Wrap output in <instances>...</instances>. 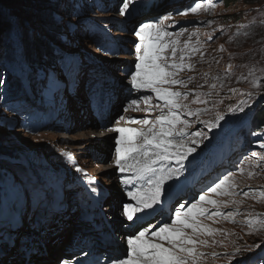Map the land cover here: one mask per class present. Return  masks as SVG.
<instances>
[{
  "label": "rangeland",
  "instance_id": "1",
  "mask_svg": "<svg viewBox=\"0 0 264 264\" xmlns=\"http://www.w3.org/2000/svg\"><path fill=\"white\" fill-rule=\"evenodd\" d=\"M43 1L0 0V20L8 27L0 39V79L4 81L0 85V149L16 154L15 158L4 159L9 179H3L6 182L0 187V205H3L0 206V228L5 227L2 223L9 225L8 231H14L12 226H24L25 232L35 233L29 235L31 239H47V264H56L59 258H64L60 256L70 242L68 237L73 226L67 232L62 231L58 243L53 244L50 233L43 237L34 230L33 217L23 197V188L32 177L52 175L70 189L64 206L68 213L64 216L65 222L77 223L83 212L93 207L99 215L100 211L106 213L116 232L126 233L124 229H132L131 222L121 215V207L123 203L132 202L127 193L139 189L142 182H138L133 173L117 170L114 163L116 138L107 128L126 103L136 98L125 73L135 70L137 37L134 31L141 24L150 23L155 25L149 30L153 38L157 29L161 34L168 33L162 35L159 42L168 45L162 53L167 63L184 65L174 77L183 83L164 85L182 93L179 102L186 105L177 112L188 126L178 123L175 127L184 129L185 145L196 148L192 160L210 141L208 156L217 157L209 166L205 165L206 160L197 165L191 174L193 186L187 183L183 173L170 187L167 184L161 202L173 206L182 200L196 202L200 195L207 193L205 190L209 186L233 173L229 177L232 187L222 190L229 194L207 193V198L217 200L218 204L201 205L208 210L201 216V224L214 231L212 235L201 233L196 237L208 241L206 246H196L198 251L205 253L199 264H264V196L261 195L264 191V160H261L264 129L255 131L250 121L255 109L264 103V0H237L228 6L225 0H132L124 16L118 11L121 0H82L76 4L74 13L67 12L69 4H59L63 0H45L42 5ZM195 3L201 4L196 13L179 14ZM56 5L59 11L54 12V18L58 22L63 13L70 34V42L64 40L65 49L54 47L63 54L65 62L59 63L57 69L56 65L49 67L47 55L38 59L28 48L29 57L34 59L33 65L28 64L25 52L18 54L17 32L35 26L38 19L47 24L48 32L52 31V24L43 18L44 13H52ZM69 15L71 23L67 20ZM165 16L168 19H164ZM172 48L176 49L175 57ZM69 65L74 67L72 71ZM92 66L95 69L92 70ZM37 68L43 71L37 72ZM28 69L30 74L39 76L38 83L43 88L52 84L55 90L50 86L40 94L25 79L26 92L22 93L25 98L4 99L9 85L14 84L17 77L21 80L26 77ZM109 79L112 87L108 85L101 99V84ZM71 85H75L76 91ZM161 104L163 106V100ZM241 107L243 111L239 110ZM143 108L147 113L141 111L140 115L154 109ZM162 110L164 114L168 112L167 108L162 107ZM218 115L224 116L220 121L223 127L209 128L208 123L215 122ZM123 116L125 120L137 119L132 109L124 111ZM242 132L243 139H239ZM195 133H203L204 137H196ZM194 139L198 141L196 144H192ZM141 140L137 138V143ZM64 151L71 152L73 159L63 157ZM189 157L182 164L170 158L164 165L160 161L154 166L165 171L177 168L183 171L192 166ZM77 166L83 168L84 173H77ZM21 167L26 170L23 177ZM239 168H243V173ZM202 170L204 172L199 175ZM250 172L253 175L250 176ZM89 178H95L94 185L89 183ZM126 179L131 183H123ZM91 186L97 188V193H91ZM17 191L19 197L15 195ZM243 192H248V196ZM221 202H227V207ZM6 207L9 214L4 212ZM213 212L221 215L206 218L207 213ZM142 225L143 222L136 225L134 231ZM186 232L191 233V230ZM149 238L147 235L146 239ZM113 259L115 256L110 263Z\"/></svg>",
  "mask_w": 264,
  "mask_h": 264
},
{
  "label": "snow or ice",
  "instance_id": "2",
  "mask_svg": "<svg viewBox=\"0 0 264 264\" xmlns=\"http://www.w3.org/2000/svg\"><path fill=\"white\" fill-rule=\"evenodd\" d=\"M131 2L132 0H121L118 8L120 15H126ZM200 8L201 4L195 3L194 6L179 14L196 13ZM164 19H168V17L165 16ZM67 20L68 23H71V15L68 16ZM57 23L64 29L57 32V42L60 40L70 42V34L63 13H61ZM154 27L153 24L145 23L134 31V35L139 40L135 44V70L131 73H125V78L128 79L130 90L139 92L143 89H150L158 99L164 101L163 107L167 108L168 112L164 114L162 110L161 114L151 122L148 119L127 118L128 123L148 126L146 129L132 127L107 129L120 134L115 141L114 163L117 170L120 173H133L140 178L147 177L146 188L127 193L131 200L135 201V206L132 203H123L121 207V215L132 223L140 219L139 214L147 209H154L159 204L165 181L172 180L174 176H179L181 172L179 168L165 171L163 168L157 169L154 165L170 158H175L177 164H182L184 160L196 152L195 147L186 146L183 142L184 129H176L175 127L178 123L184 124L185 127L188 126L186 121L180 120L177 112L178 109L186 107V105L179 102L182 93L164 87V85L171 86L183 83L182 80L174 77H176L178 71L184 69V65L167 63V57L163 56L162 53L168 45L159 42L162 35L167 36L168 33L163 32L161 34L160 30L157 29L156 36L153 38L149 30ZM241 27H245V25H241ZM16 44L18 54L23 55L28 48H31L33 55L38 59H43L47 54V48L51 44L47 24L38 19L35 26L29 27L26 31H18ZM175 55L176 49L172 48V56L175 57ZM230 68L231 65H229ZM69 70H73L70 65ZM3 83V79H0V85ZM107 87L106 82L101 84L99 90L101 99L103 91ZM150 99L151 97L146 95L132 98L124 111L127 112L129 109L141 111L139 108L141 100L147 104ZM155 107H160V105H155ZM239 110L243 111L244 109L241 107ZM232 111H236V109H232ZM125 119L123 115L119 117V120ZM221 120H224V116L218 115L215 122L208 123V127L212 129L222 128ZM173 135L181 138L179 142L173 143L170 139ZM195 135L200 138L204 137L203 133H195ZM137 138H142L141 142L137 143ZM197 142L194 139L192 144ZM261 147L264 148V144ZM61 155L68 160L73 159L71 152L64 151ZM252 155L255 156L256 153ZM261 160H264V156L261 157ZM75 171L84 173V169L78 166ZM238 171L243 173L244 170L239 168ZM232 175L234 174L229 173L219 182L209 186L207 193L228 195L229 192L222 190L226 186L228 188L232 187L229 181V177ZM249 175L251 176L253 173L250 172ZM94 181L95 178H89L90 184L94 185ZM123 183L129 184L131 180L126 179ZM69 191L70 189L65 183L52 175L32 177L28 186L23 188L27 210L31 212L33 217L34 230L43 237H48L50 233L53 237V244L58 243V237L66 226L64 216L68 213L64 206ZM90 191L91 193H97V188L91 186ZM207 193L200 195L199 200L194 203L180 204L179 208L175 210V218L171 219L170 223H164L154 230L138 229L127 235L125 238L127 247L124 257L113 259L111 264H199V259L205 253L198 251L196 246L197 244L206 246L208 241L198 240L196 237L201 233L212 235L214 230L201 224L197 217L204 216L208 211L205 207H201L202 204L206 203L213 206L218 204L217 200L208 199ZM242 194L245 197L248 196V192ZM15 195L19 197L20 192H15ZM261 195L264 196V191L261 192ZM221 203L224 207H227V202ZM218 215H221V213L214 212L211 213L209 218ZM228 215L231 216L232 213ZM248 223L251 225L252 221ZM186 229H191V233L186 232ZM3 232L4 229L0 228V264H47V239L43 241L33 240L25 234L23 228H15L14 231L9 230L7 235H3ZM149 233L152 237H156L158 241L167 238L168 246L165 247L162 242H152L150 239H146ZM256 247H260V245H256ZM84 255L87 256L88 253H84ZM212 255L216 256L217 254L212 253ZM58 264H67V261L59 260ZM77 264H80V262L77 261Z\"/></svg>",
  "mask_w": 264,
  "mask_h": 264
},
{
  "label": "trees",
  "instance_id": "3",
  "mask_svg": "<svg viewBox=\"0 0 264 264\" xmlns=\"http://www.w3.org/2000/svg\"><path fill=\"white\" fill-rule=\"evenodd\" d=\"M82 0H63V1H59V4L61 5H70V7H68L67 9V12L68 13H74V11L77 9L76 7V4L77 3H80ZM237 0H225V4L228 6L230 5L231 3L233 2H236ZM33 2V1H32ZM31 1H29V3H32ZM44 5L45 3V0L42 2ZM42 7V6H40ZM42 10V9H40ZM43 11V10H42ZM56 11H59V6H55V8L52 9V13L49 14V12L47 11L46 13V16H45V19L43 18L44 21H49L51 24H52V31L48 32L49 34V37L51 39V44L50 46L47 48V56H48V59H47V64L49 67H54L56 65V69H57V65L60 63H64L65 60H64V56L62 53H58L57 49H55L54 47H58L60 50H61V46H62V50L65 49L67 46H66V42L64 40H60L59 42H57L56 40V36H57V32H59V29H61V26L58 25L57 21L55 20L54 18V12ZM43 14V13H42ZM41 14V15H42ZM44 17V16H42ZM56 17V16H55ZM6 29H8L7 26H5V21L3 20H0V39H1V34L4 33L6 31ZM54 44V45H53ZM2 45V42H0V46ZM29 50L27 49L25 51V59H26V63L28 64H31L33 65V61L34 59H32L31 57H29ZM71 68L73 69L74 67L71 66ZM36 70V69H35ZM41 69L37 68V72H40ZM28 72L26 77H22V80L20 78H16L15 79V83L14 84H10L9 85V88L7 89V93L5 92V96L3 97L5 99H8L12 96H18L20 98V96H22V98H25L23 97V92H26V90H24V88L27 86L26 85V81L25 79H27L28 81H30L32 84V86L35 88L34 90L36 91V89L39 91L38 93H43V91H46V90H49V87L51 86V89L52 90H55V87L52 86V84L50 86L46 88H43L38 82H39V76L36 75L34 76L33 74H30L31 71L30 69L27 70ZM43 71V70H41ZM42 74V73H41ZM15 88H17V90H15ZM46 89V90H45ZM24 90V91H23ZM31 115V114H30ZM251 117V116H250ZM251 123H252V126L254 127L255 131H260L262 129H264V103L261 104L260 106H258L254 113H253V116L251 117ZM240 136H244L243 132L240 133ZM243 139V138H242ZM241 143V141H240ZM15 153L14 152H2V150L0 149V187L2 188V186L4 185V183L6 182V180H8L9 178L6 177L7 173L5 171V167H4V159H10V158H15ZM20 171L22 173V177L25 175L24 172L26 173V170L21 167L20 168ZM7 178V179H6ZM3 179H6L5 181H3Z\"/></svg>",
  "mask_w": 264,
  "mask_h": 264
},
{
  "label": "bare ground",
  "instance_id": "4",
  "mask_svg": "<svg viewBox=\"0 0 264 264\" xmlns=\"http://www.w3.org/2000/svg\"><path fill=\"white\" fill-rule=\"evenodd\" d=\"M111 132H114V131H111ZM115 133V132H114ZM71 245V244H70ZM92 264H95V263H92Z\"/></svg>",
  "mask_w": 264,
  "mask_h": 264
}]
</instances>
